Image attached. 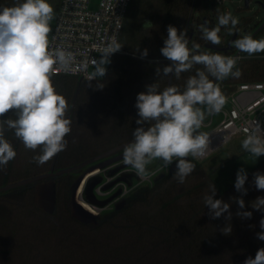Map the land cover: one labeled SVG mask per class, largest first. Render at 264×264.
<instances>
[{
  "label": "trees",
  "instance_id": "trees-1",
  "mask_svg": "<svg viewBox=\"0 0 264 264\" xmlns=\"http://www.w3.org/2000/svg\"><path fill=\"white\" fill-rule=\"evenodd\" d=\"M60 1L54 5L55 10ZM18 2L23 0H0V9ZM205 2L132 0L119 39L123 47L110 59L104 77L81 82L76 77L52 75L54 88L67 101L65 116L71 121V132L65 137L66 149L48 162L38 164L33 158L41 154V148L26 149L14 130L5 127V138L17 155L5 168H0V190L11 187L0 192V264H16L18 251L28 248L32 253L36 242L51 254L45 264H244L246 258H255L257 250L264 247V241L256 236L262 231L259 221L264 218V211L251 207L257 197H264V190H257L253 183V173H264V159L249 163L245 170L248 192L242 196L243 210L252 212L251 219L235 215L241 209L232 198L242 195L234 187L236 167L231 166L227 183L220 187L212 178L214 170L190 156L195 170L184 183L173 178L175 167L142 187L113 213L98 215L90 223L73 217L68 206L70 195L79 185L80 179L74 173L79 170L50 179L55 189V210L50 215L35 206L36 183L21 184L77 168L132 142L139 118L136 97L146 91L147 85L156 83L159 91L175 85L182 92L189 77L198 70L206 71L203 65L196 64L181 73L179 79L174 74L164 76L162 68L171 61L160 52L167 38V26L185 30L188 38L191 17ZM145 21H151L152 26L145 28ZM262 32L264 27L253 38ZM145 48L148 56L141 59L137 49L142 52ZM223 50L220 55L232 56L231 49ZM237 53L242 59L236 68L242 75L223 80L225 88L221 91L225 96L234 84L264 81V52L251 56L240 50ZM209 79L216 81L211 75ZM8 118L16 117L9 112L3 119ZM236 150L240 154L247 152L240 145ZM213 184L214 199L230 204L231 220H226L227 213L210 218L204 197L211 194ZM227 225L232 226L230 235L221 231Z\"/></svg>",
  "mask_w": 264,
  "mask_h": 264
},
{
  "label": "clouds",
  "instance_id": "clouds-1",
  "mask_svg": "<svg viewBox=\"0 0 264 264\" xmlns=\"http://www.w3.org/2000/svg\"><path fill=\"white\" fill-rule=\"evenodd\" d=\"M54 15V8L48 0H23L0 9V168H5L17 155L5 138V127L14 130L15 137L26 149L41 148V154L33 158L41 165L67 147L65 137L71 132V121L65 116L68 104L65 97L57 93L51 77L57 67L70 71L74 56L62 48H51L49 34ZM238 23L231 12L219 16L220 26L231 24L235 27ZM151 26V21H145V28ZM200 27L203 39L213 45L221 43L219 26ZM188 45L186 31H179L169 24L160 52L171 63L163 66V75L174 74L179 79L181 73L196 64L203 65L206 71L198 70L196 75L189 77L182 92L175 85L159 91L158 84L153 83L136 97L138 127L133 131V142L123 148V162L134 168L140 178L150 175L147 166L155 160L162 161L166 168L177 161L173 178L181 184L185 182L195 170V164L188 157H202L209 146V135L198 130L206 116L220 113L227 102L219 83L210 80L209 75L217 81L242 75L236 68L239 57L200 53L194 51L200 48L199 44H194L192 49ZM234 46L251 56L264 52V39L257 40L248 34L235 40ZM122 47L113 39L100 49V58L92 60V78L106 75L105 65ZM137 52L141 59L148 56L147 48L142 52L137 49ZM9 112L16 118L3 119ZM258 131L259 126L242 141V147L256 159L264 155V136L257 134ZM247 179L245 169H238L234 187L242 195L232 199L241 209L235 214L240 219L252 217L251 211L243 210L245 201L242 196L248 192L245 188ZM253 183L257 190H264V173H253ZM215 195L213 184L211 194L204 197L210 218L217 219L227 213L226 220H231L230 204L214 199ZM251 207L264 211V197H257ZM259 227L262 231L256 236L264 241V218L259 221ZM221 231L230 235L232 226L227 225ZM244 264H264V247L257 250L255 258H246Z\"/></svg>",
  "mask_w": 264,
  "mask_h": 264
},
{
  "label": "built area",
  "instance_id": "built-area-1",
  "mask_svg": "<svg viewBox=\"0 0 264 264\" xmlns=\"http://www.w3.org/2000/svg\"><path fill=\"white\" fill-rule=\"evenodd\" d=\"M258 1L264 4V1ZM131 2L132 0H61L49 34L50 45L52 49L62 48L71 52L74 60L70 71L65 72L57 67L52 75L76 77L81 82L98 79L92 78V60L99 59L100 49L113 39L119 43ZM225 2L226 0H206L203 4L206 8L204 23L208 28L217 27L211 17L219 18L220 15L230 12L229 8L224 7ZM201 9L192 15L191 24L194 23L195 14L204 12ZM195 22L200 23L198 20ZM262 22L264 19L260 21ZM240 26L241 23H238L233 28L236 39ZM252 32L253 30L245 26L241 35ZM188 40H193V25ZM230 57H239L237 63L242 59L239 53ZM216 83H219L220 88H225L224 81ZM231 88V93L226 96L224 108L217 113L221 116L219 123L213 126V117L216 114L210 115L209 119L203 122V128H211L207 133L209 146L205 154L196 158L197 160H203L236 138L245 139L250 133L257 131L258 126L257 134L264 136V81L234 84Z\"/></svg>",
  "mask_w": 264,
  "mask_h": 264
},
{
  "label": "rangeland",
  "instance_id": "rangeland-1",
  "mask_svg": "<svg viewBox=\"0 0 264 264\" xmlns=\"http://www.w3.org/2000/svg\"><path fill=\"white\" fill-rule=\"evenodd\" d=\"M257 1L258 0H250L248 8H244L243 0H226L224 7L229 8L233 17L239 20V24L241 23L237 39H240L244 36L241 35V30L245 26L249 28V30H253L251 33L252 36L260 27L264 26L260 23V21L264 19V8L256 4ZM48 2L54 8V5L58 2V0H48ZM200 9L204 10V12L202 14H195L193 17L194 23L191 24L193 25V40L189 41L190 49H192V46L196 44V40L199 39L201 42L199 43L200 48L194 51H198L200 53L220 54L222 51H224L222 49L227 47L232 37L236 34V32L233 30L234 27H232L231 24L228 26H220L219 18L211 17L214 19L217 27L219 26L221 28L219 32L221 43L219 45H215L219 49L218 51L210 49L208 46L213 44H211L210 41L203 39V33L200 27L201 25L206 26L204 23V13L206 12V8L202 5ZM54 13V19L50 23L51 28L53 27L57 10L54 9ZM196 20L200 21V23H196ZM256 39H264V32H262ZM238 51L239 50L235 48L233 42L231 44L230 52L232 55H235ZM262 58H264V56H262ZM108 65L109 64L105 65L106 69H108ZM93 71L94 70H92V73ZM97 78L100 79L102 77ZM209 117L210 115L206 116L204 121H207ZM220 119V115H214L213 126H216ZM210 129L211 128L201 127L198 131L208 133ZM242 139L243 138L234 139L225 147L210 153L209 156L201 161L191 156L190 158L195 162L204 164L208 170H214L212 173V178L220 187H224L228 181L227 172L230 170L231 166L234 165L237 170L241 167L246 170L249 163H253L259 159H264V155L256 159L249 152H246V154L238 153L236 150L237 145L242 146ZM176 164L177 161H173L172 164L166 168L163 166L162 161L155 160L147 166L150 175H153V173L154 175L150 178H148L150 175L146 178H140L137 176L134 168L124 164L123 149L114 152L113 154H110L92 164H89L83 169L74 172L80 180L76 190L70 195V200L68 203L69 210L71 211L73 217L82 222H94L93 218H97L98 215L106 216L113 213L115 210L123 206L128 199L134 195H137L142 187L151 185L157 179L162 177L164 173L174 169ZM96 169L98 172L85 180V176H87L89 172H92ZM78 190H80L81 199L88 201V205L91 208H95L93 209L94 212L91 213L89 211H85L79 205L74 203L73 196ZM71 191L72 186L69 185V193ZM35 246V251L32 250V253H30L31 250L29 251L28 248H23L22 250L24 251H18L19 253L17 255L16 264H45L46 259H48L47 257L51 256L50 252H48L44 246L39 247L38 242L35 243ZM65 254H67V252ZM47 264L50 263L48 262Z\"/></svg>",
  "mask_w": 264,
  "mask_h": 264
},
{
  "label": "water",
  "instance_id": "water-1",
  "mask_svg": "<svg viewBox=\"0 0 264 264\" xmlns=\"http://www.w3.org/2000/svg\"><path fill=\"white\" fill-rule=\"evenodd\" d=\"M249 2L250 0H243V3H244V8H248L249 6ZM258 5H260L262 8H264V4H262L260 1L257 2ZM207 27V26H206ZM264 27V26H262ZM260 27L256 33L252 36L254 37L259 31L260 29L262 28ZM236 40V35H234L232 37V39L230 40V42L228 43L226 49L227 50H230L231 49V44ZM210 49L212 50H216L218 51L219 49L215 46V45H209L208 46ZM223 50V49H222ZM217 81V80H216ZM216 81L214 83H216ZM133 142V141H132ZM130 142V143H132ZM128 143V144H130ZM128 144H125L117 149H114L104 155H101L89 162H86L84 164H82L81 166L77 167V168H72V169H69V170H66V171H62V172H58V173H50L49 175L47 176H43L41 178H36V179H33V180H30V181H27V182H24V183H21V184H32V183H36L35 185V206L41 210L42 212L46 213V214H52L55 210V189H54V183L50 180L54 177H59L63 174H66V173H69V172H72V171H76V170H81L83 169L84 167L88 166L89 164H92L110 154H113L114 152H117L119 150H122L126 145ZM20 185V184H19ZM11 188V187H9ZM9 188H4V189H1V191H4V190H7Z\"/></svg>",
  "mask_w": 264,
  "mask_h": 264
},
{
  "label": "bare ground",
  "instance_id": "bare-ground-1",
  "mask_svg": "<svg viewBox=\"0 0 264 264\" xmlns=\"http://www.w3.org/2000/svg\"><path fill=\"white\" fill-rule=\"evenodd\" d=\"M97 172H98L97 169H96V170H93L92 172H89L88 175L85 176V180H86L88 177H90V176L96 174ZM83 183H84V182H83ZM73 201H74V203H76L77 205H79L81 208H83L85 211H89V212H91V213L94 212L93 209H95V208H91L87 203H85V202L81 199V196H80V190H78V191L75 193V195L73 196Z\"/></svg>",
  "mask_w": 264,
  "mask_h": 264
}]
</instances>
